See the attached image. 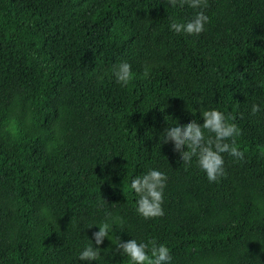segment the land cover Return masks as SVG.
I'll list each match as a JSON object with an SVG mask.
<instances>
[{
  "label": "trees",
  "instance_id": "trees-1",
  "mask_svg": "<svg viewBox=\"0 0 264 264\" xmlns=\"http://www.w3.org/2000/svg\"><path fill=\"white\" fill-rule=\"evenodd\" d=\"M202 3L204 30L184 34L168 17L196 9L170 0H0V264H132L115 245L130 236L172 264H264V0ZM201 108L231 117L244 153L213 182L159 139ZM151 166L164 213L145 218L128 184ZM105 212L110 239L78 260Z\"/></svg>",
  "mask_w": 264,
  "mask_h": 264
},
{
  "label": "clouds",
  "instance_id": "clouds-1",
  "mask_svg": "<svg viewBox=\"0 0 264 264\" xmlns=\"http://www.w3.org/2000/svg\"><path fill=\"white\" fill-rule=\"evenodd\" d=\"M179 6L187 4L196 9L188 18L168 17V28L173 33L192 34L204 30L208 20L207 13L203 10L202 0H170V3ZM150 66H146L143 75L147 77ZM112 74L115 82L121 87L128 85L133 79L131 65L127 61H120L113 69ZM259 110V106L252 105L253 113ZM194 115L197 111L189 108ZM199 117L180 123L172 120L163 128L159 139L171 140L173 149L178 152L182 164L191 166L193 163L207 177L209 182L217 181L224 174V155L227 153L236 159H243L244 153L239 149L234 137L240 133L236 123L231 117L218 108H201L198 110ZM202 119V123L200 120ZM167 183V172L160 167L151 166L146 171L134 175L130 179L128 188L134 192L135 212L145 218L163 215L162 201L164 199V186ZM111 218V219H109ZM110 212H105V219L92 223L98 226V230L88 238L91 243L86 244L78 252V260L91 262L96 261L100 255L98 245L103 243L105 237L110 239V233L114 221ZM116 249L121 256H126L132 264H172L173 257L166 243H160L154 239L149 240L130 236L127 240L119 238L115 241Z\"/></svg>",
  "mask_w": 264,
  "mask_h": 264
}]
</instances>
